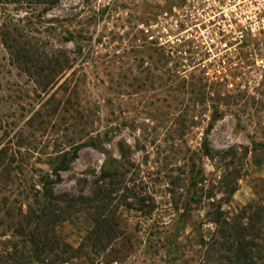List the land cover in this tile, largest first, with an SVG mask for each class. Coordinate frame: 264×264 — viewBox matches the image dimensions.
Here are the masks:
<instances>
[{"label":"rangeland","instance_id":"1","mask_svg":"<svg viewBox=\"0 0 264 264\" xmlns=\"http://www.w3.org/2000/svg\"><path fill=\"white\" fill-rule=\"evenodd\" d=\"M169 1L0 0V264H264V36L205 74Z\"/></svg>","mask_w":264,"mask_h":264},{"label":"built area","instance_id":"2","mask_svg":"<svg viewBox=\"0 0 264 264\" xmlns=\"http://www.w3.org/2000/svg\"><path fill=\"white\" fill-rule=\"evenodd\" d=\"M144 32L163 54L188 56L181 59L208 74L244 41L264 36V0H171Z\"/></svg>","mask_w":264,"mask_h":264},{"label":"trees","instance_id":"3","mask_svg":"<svg viewBox=\"0 0 264 264\" xmlns=\"http://www.w3.org/2000/svg\"><path fill=\"white\" fill-rule=\"evenodd\" d=\"M205 146V154H208V149H207V146L206 144L204 145ZM68 155V152L65 151L64 153H60L58 155L55 156V162H56V165L54 167V171H55V174H56V171L58 170H65L67 169V166H68V162H70V159L73 158L74 156V153L71 157H67ZM72 206V205H71ZM244 255H247V253H245Z\"/></svg>","mask_w":264,"mask_h":264}]
</instances>
